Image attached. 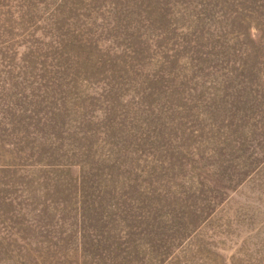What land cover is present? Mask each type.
Returning a JSON list of instances; mask_svg holds the SVG:
<instances>
[{"label": "rangeland", "instance_id": "obj_1", "mask_svg": "<svg viewBox=\"0 0 264 264\" xmlns=\"http://www.w3.org/2000/svg\"><path fill=\"white\" fill-rule=\"evenodd\" d=\"M0 264H264V0H0Z\"/></svg>", "mask_w": 264, "mask_h": 264}]
</instances>
